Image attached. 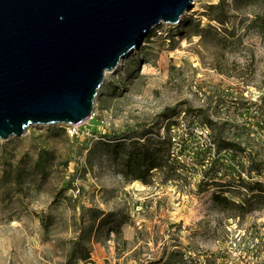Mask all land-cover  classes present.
Segmentation results:
<instances>
[{
    "label": "rangeland",
    "instance_id": "374dc122",
    "mask_svg": "<svg viewBox=\"0 0 264 264\" xmlns=\"http://www.w3.org/2000/svg\"><path fill=\"white\" fill-rule=\"evenodd\" d=\"M192 4L88 120L0 140V264H264V0ZM145 132L166 163L143 183L123 172Z\"/></svg>",
    "mask_w": 264,
    "mask_h": 264
},
{
    "label": "water",
    "instance_id": "95a60500",
    "mask_svg": "<svg viewBox=\"0 0 264 264\" xmlns=\"http://www.w3.org/2000/svg\"><path fill=\"white\" fill-rule=\"evenodd\" d=\"M192 0H0V140L36 126H74L114 72Z\"/></svg>",
    "mask_w": 264,
    "mask_h": 264
},
{
    "label": "trees",
    "instance_id": "16d2710c",
    "mask_svg": "<svg viewBox=\"0 0 264 264\" xmlns=\"http://www.w3.org/2000/svg\"><path fill=\"white\" fill-rule=\"evenodd\" d=\"M221 5H218L217 8H220ZM208 9H214V7L209 6ZM219 24L227 23L222 19H212ZM257 23H259V27L264 29V17H257ZM174 126V123H168L167 131L169 132L171 127ZM138 141L136 143V147L128 154L127 161L125 163L126 171L123 172L124 176H131V180H140L143 183H146L147 176L151 175V172L155 169L163 168L165 165L164 152L165 148L162 147V142H153L146 138V132L138 135ZM143 142H139V141ZM238 145L232 143H225L220 149L221 150H234L239 149ZM264 165V162H263ZM255 186L259 187L260 185L255 184ZM264 194V191H260ZM261 196V195H260ZM264 196V195H263ZM214 201L217 203H227L229 201L226 200L225 197L220 195H214ZM235 207L243 209V206L240 203L235 204Z\"/></svg>",
    "mask_w": 264,
    "mask_h": 264
},
{
    "label": "bare ground",
    "instance_id": "6f19581e",
    "mask_svg": "<svg viewBox=\"0 0 264 264\" xmlns=\"http://www.w3.org/2000/svg\"><path fill=\"white\" fill-rule=\"evenodd\" d=\"M176 25H179V23L178 24H176ZM134 51V50H133Z\"/></svg>",
    "mask_w": 264,
    "mask_h": 264
}]
</instances>
